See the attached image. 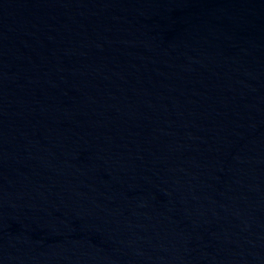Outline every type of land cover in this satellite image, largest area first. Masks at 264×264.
<instances>
[{"label":"water","instance_id":"obj_1","mask_svg":"<svg viewBox=\"0 0 264 264\" xmlns=\"http://www.w3.org/2000/svg\"><path fill=\"white\" fill-rule=\"evenodd\" d=\"M0 264H264V0H0Z\"/></svg>","mask_w":264,"mask_h":264}]
</instances>
